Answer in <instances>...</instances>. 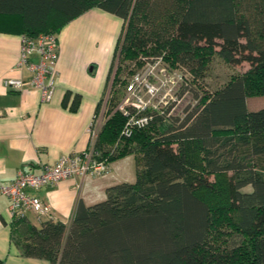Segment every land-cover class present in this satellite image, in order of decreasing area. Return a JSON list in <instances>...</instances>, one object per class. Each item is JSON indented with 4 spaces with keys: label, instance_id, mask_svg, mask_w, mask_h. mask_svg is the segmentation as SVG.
Here are the masks:
<instances>
[{
    "label": "trees",
    "instance_id": "obj_1",
    "mask_svg": "<svg viewBox=\"0 0 264 264\" xmlns=\"http://www.w3.org/2000/svg\"><path fill=\"white\" fill-rule=\"evenodd\" d=\"M93 7L124 21L108 76L120 50L113 114L95 146L109 163L134 154L136 180L78 201L69 223L14 217L13 244L49 264H264V0H0V31L58 35ZM214 54L250 67L201 96L185 78L179 95L194 90L198 103L184 116L170 103L122 134L119 82L157 58L203 78ZM80 98L64 101L76 109Z\"/></svg>",
    "mask_w": 264,
    "mask_h": 264
},
{
    "label": "crops",
    "instance_id": "obj_2",
    "mask_svg": "<svg viewBox=\"0 0 264 264\" xmlns=\"http://www.w3.org/2000/svg\"><path fill=\"white\" fill-rule=\"evenodd\" d=\"M124 21L115 14L93 7L70 20L58 34L56 90L44 101L36 87H8L6 79H28L26 66L19 67L22 34L0 31V187L11 182L20 168L40 171L42 163H54L63 154L83 151L91 141L90 127L96 123L97 106L105 99L109 71ZM33 59L37 60L35 54ZM67 91L79 93L76 109ZM72 98V97H71ZM136 180L134 154L114 160L100 176H75L37 190L52 207V216L26 218L35 225L53 218L69 223L78 201L92 205L106 198L110 185ZM9 199L0 192V258L4 264H49L42 258L20 254L12 242Z\"/></svg>",
    "mask_w": 264,
    "mask_h": 264
},
{
    "label": "built area",
    "instance_id": "obj_3",
    "mask_svg": "<svg viewBox=\"0 0 264 264\" xmlns=\"http://www.w3.org/2000/svg\"><path fill=\"white\" fill-rule=\"evenodd\" d=\"M58 51L56 34L41 33L37 37L22 35L18 65L26 66L31 76L28 79L8 78L6 85L21 88L30 84L41 91L44 101H50L56 90ZM35 54L38 55L37 60L33 59ZM169 73L162 58H157L148 61L130 77L125 86V95L117 106L127 116L124 135H130L133 128L145 126L153 118V111L163 112L171 103L173 95L169 91L162 92L166 83L174 81ZM98 132L96 124L90 127L91 141L83 151L63 154L54 163H42L38 172L22 167L11 182L1 185L0 192L9 199L13 217H26L27 211L34 212L39 218L52 216L51 205L37 194V190L75 176H100L107 173L111 163L101 157L96 149Z\"/></svg>",
    "mask_w": 264,
    "mask_h": 264
},
{
    "label": "rangeland",
    "instance_id": "obj_4",
    "mask_svg": "<svg viewBox=\"0 0 264 264\" xmlns=\"http://www.w3.org/2000/svg\"><path fill=\"white\" fill-rule=\"evenodd\" d=\"M119 55H120V50H118V54L116 56L107 95L104 99L103 104L100 107L101 109L96 119L95 124L99 130L98 135L101 132V129L105 124L106 120L113 114L112 110L110 109L109 103L107 104L106 102L111 93V86L116 74ZM208 65L209 66L207 67L206 73L203 78H198L192 72L186 71L182 68H177L172 71L169 70L170 72L169 75L170 77L173 78L174 81L168 82V84L166 83V85L162 89V92L164 93L169 91L173 95L174 98L171 99L170 101L171 103L172 102L174 103L171 109V113L174 116H184L186 112L185 108L187 106L190 105L192 107L198 103V97H195L194 90L193 91L186 90L182 95H179V92L182 89L185 78L188 79L189 82L192 81L193 84L198 87L199 96H201L203 95L204 92H211L214 89L221 86L234 73L244 72L250 67V64L248 62H243L242 64H238V65H232L227 61H225L223 58H221L218 54H214L213 56H211ZM130 75H131L130 73L122 74L123 78L130 77ZM126 82L127 81L124 80L123 82H119L118 85L116 86L117 88L116 93L120 94L121 100L125 95L124 90H125ZM262 102L264 104V99H262ZM116 109L117 107L114 109V111ZM245 189L250 190L251 186H248Z\"/></svg>",
    "mask_w": 264,
    "mask_h": 264
}]
</instances>
